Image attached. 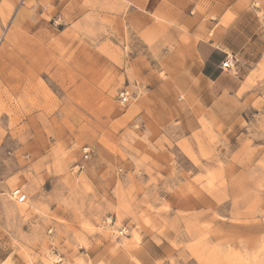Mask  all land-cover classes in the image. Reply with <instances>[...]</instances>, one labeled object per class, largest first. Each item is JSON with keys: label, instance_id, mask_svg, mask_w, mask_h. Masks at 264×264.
Here are the masks:
<instances>
[{"label": "rangeland", "instance_id": "rangeland-1", "mask_svg": "<svg viewBox=\"0 0 264 264\" xmlns=\"http://www.w3.org/2000/svg\"><path fill=\"white\" fill-rule=\"evenodd\" d=\"M194 28L233 64L196 119ZM0 159V264H264V0H0Z\"/></svg>", "mask_w": 264, "mask_h": 264}, {"label": "crops", "instance_id": "crops-1", "mask_svg": "<svg viewBox=\"0 0 264 264\" xmlns=\"http://www.w3.org/2000/svg\"><path fill=\"white\" fill-rule=\"evenodd\" d=\"M187 43L189 51L185 54L179 56L176 53H170L162 58L160 69L164 80L159 84L158 90L163 95H168L169 102H175L178 96H183L186 101L193 102V117L196 119V87L204 84L209 88H216L220 85L228 71L220 68L221 63L225 60L222 61L221 58L231 55L228 54L230 50L227 46H218V42L214 43L206 36L199 34L196 36V28L188 33ZM152 92L146 96L142 105L149 107L148 102L151 100L149 97L156 93ZM6 179L7 176L4 175L0 164V194L8 190Z\"/></svg>", "mask_w": 264, "mask_h": 264}, {"label": "built area", "instance_id": "built-area-1", "mask_svg": "<svg viewBox=\"0 0 264 264\" xmlns=\"http://www.w3.org/2000/svg\"><path fill=\"white\" fill-rule=\"evenodd\" d=\"M233 64H232V58L231 56H227L225 58V60L221 63L220 68L222 70H230L232 68ZM120 100L121 103H126L127 102V93H122L120 95ZM89 154V150L87 148L83 149V158L87 159ZM80 168H83L82 166ZM10 198L13 202L17 203V204H23L26 202V195L21 193L19 190H15L13 192H11L10 194Z\"/></svg>", "mask_w": 264, "mask_h": 264}]
</instances>
